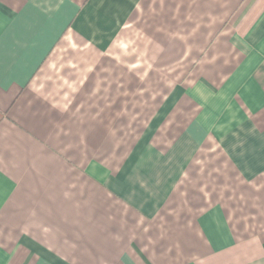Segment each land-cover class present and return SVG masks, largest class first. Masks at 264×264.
Here are the masks:
<instances>
[{"label":"crops","instance_id":"1","mask_svg":"<svg viewBox=\"0 0 264 264\" xmlns=\"http://www.w3.org/2000/svg\"><path fill=\"white\" fill-rule=\"evenodd\" d=\"M0 264H264V0H0Z\"/></svg>","mask_w":264,"mask_h":264}]
</instances>
